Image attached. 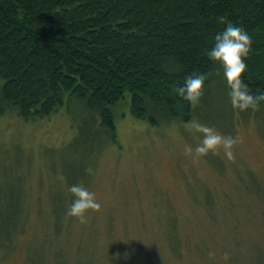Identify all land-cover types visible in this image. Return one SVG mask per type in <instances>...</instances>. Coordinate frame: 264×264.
<instances>
[{"label": "rangeland", "instance_id": "1", "mask_svg": "<svg viewBox=\"0 0 264 264\" xmlns=\"http://www.w3.org/2000/svg\"><path fill=\"white\" fill-rule=\"evenodd\" d=\"M215 86L185 124L152 127L122 105L116 142L101 145L83 137L72 103L38 120L0 115V232L16 227L0 264H26L33 250L41 264L264 262V110H239ZM197 121L234 138L231 158L222 145L195 152ZM73 183L100 201L86 222L67 212Z\"/></svg>", "mask_w": 264, "mask_h": 264}, {"label": "trees", "instance_id": "2", "mask_svg": "<svg viewBox=\"0 0 264 264\" xmlns=\"http://www.w3.org/2000/svg\"><path fill=\"white\" fill-rule=\"evenodd\" d=\"M222 15L252 36L242 75L252 92L264 91V0H0V115L38 120L72 103L83 137L98 143L116 142L124 104L152 127L185 124L198 117L206 89L228 90L222 66L206 54ZM205 71L198 103L176 94L186 76ZM252 110L261 114L264 102ZM15 228L0 232L2 255ZM27 256L26 264H41L38 252Z\"/></svg>", "mask_w": 264, "mask_h": 264}, {"label": "clouds", "instance_id": "3", "mask_svg": "<svg viewBox=\"0 0 264 264\" xmlns=\"http://www.w3.org/2000/svg\"><path fill=\"white\" fill-rule=\"evenodd\" d=\"M219 20L225 22V26L215 34L214 43L206 54L210 61L222 66L232 105L239 110L259 109L264 102V91L252 92L242 75L247 70L246 57L252 48V36L241 25L233 23L223 15ZM210 75V72L205 71L186 76L183 84L175 88L176 94L191 104L198 103ZM195 127L204 134L202 142L195 147L196 153H206L209 149H216L218 145H222L226 155L230 158L233 156L231 146L235 140L231 135H226L214 126L199 121ZM185 150L193 151L191 145L186 146ZM87 171L92 170L89 168ZM68 191L72 194V199L67 212L81 222H86L89 209L98 210L101 207L96 192L83 183L69 185Z\"/></svg>", "mask_w": 264, "mask_h": 264}, {"label": "bare ground", "instance_id": "4", "mask_svg": "<svg viewBox=\"0 0 264 264\" xmlns=\"http://www.w3.org/2000/svg\"><path fill=\"white\" fill-rule=\"evenodd\" d=\"M28 170V169H27ZM25 171V170H24Z\"/></svg>", "mask_w": 264, "mask_h": 264}]
</instances>
